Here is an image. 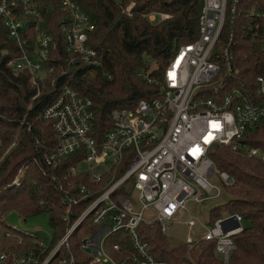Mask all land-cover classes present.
<instances>
[{
	"label": "built area",
	"instance_id": "obj_1",
	"mask_svg": "<svg viewBox=\"0 0 264 264\" xmlns=\"http://www.w3.org/2000/svg\"><path fill=\"white\" fill-rule=\"evenodd\" d=\"M114 1L123 13L132 16L133 0L126 5L124 0ZM56 2L61 10L57 25L62 29L67 50L87 64H97L96 50L89 44L88 34L94 28L89 15L75 0ZM240 2L202 0L197 38L180 44L160 75H143L146 83L156 87L157 96L140 99L132 109H113L112 128L100 142L92 136L95 111L89 97L65 85L43 109L40 117L51 121L57 140V150L47 165L54 167L62 158L79 152L82 157L77 164L104 169L95 174L88 169H70L72 174H88L91 182L102 186L99 190L81 186L79 198L66 195L64 219L73 205L95 194L42 264L48 263L61 246L68 248L69 235L88 216L98 228L83 240L82 247L91 251L95 262L167 264L148 251L149 244L140 239L138 225L143 222L153 226L158 222L167 236L172 224H196L187 202L216 198L235 182L211 159L216 146L247 157H264L258 148L242 141L246 129L264 123V76L256 77L254 91L244 92L243 85L236 84L238 69L231 62L232 37L225 43L220 39L227 21L232 23L243 13L248 23L242 26V36L259 42L264 55V0H253L242 11L238 10ZM38 3L0 0V27L4 33L0 63L14 73H40L43 61L49 57L53 37L44 26V11ZM51 8L54 6L46 7L45 12ZM141 16L152 23L170 17L155 10ZM74 63L75 59H70L69 64ZM124 159L128 161L126 169L117 175ZM214 176L218 184L211 181ZM241 222L242 216L234 213L216 219L212 226L202 225V239L214 240L215 253L225 262L235 247L234 236L243 230ZM121 229L136 251L131 261L114 260L103 245L108 235ZM196 241L189 235L185 244L191 248ZM46 248L39 241V249L44 252ZM112 249L120 251L119 244H113ZM33 262L36 259L30 252L15 264ZM63 262L72 264L73 258Z\"/></svg>",
	"mask_w": 264,
	"mask_h": 264
},
{
	"label": "trees",
	"instance_id": "obj_2",
	"mask_svg": "<svg viewBox=\"0 0 264 264\" xmlns=\"http://www.w3.org/2000/svg\"><path fill=\"white\" fill-rule=\"evenodd\" d=\"M38 1V7L44 11V26L53 37L42 71L14 73L0 63V264H15L16 258L30 252L36 259L31 264L43 260L47 250L63 237L95 194L73 205L64 219L66 195L79 198L81 186L93 190L102 186L91 182L86 173L72 174L70 169L82 157L79 152L62 158L54 167L47 165L57 150V140L51 121L40 117L43 109L65 85L89 97L95 111L92 136L100 142L112 128L113 109H132L140 99L157 96L156 87L146 83L143 75H160L177 47L197 38L202 6V0H133L132 16H127L114 0H75L94 27L88 36L97 53V64H87L67 50L62 29L57 25L61 10L56 0ZM128 2L124 0L123 4ZM50 5L54 8L46 13ZM151 10L170 17L158 23L149 22L141 14ZM247 23L243 13L237 15L232 23L227 21L220 38L225 43L232 37L231 62L238 69L236 84L243 85L244 92L254 91L256 77L264 76V55L259 42L247 41L242 36V26ZM3 37L0 27V40ZM72 58L75 63L69 64ZM42 73L44 79L39 76ZM242 141L258 148L264 156V123L246 129ZM210 157L235 182L224 188L229 194L227 202L210 210L209 226L223 212L240 214L245 222L243 231L234 236L235 247L227 262L216 255L214 240L199 239L190 249L185 243L172 247L158 222L153 226L141 222L137 228L140 239L148 242V251L156 259L167 264H264V157L243 156L222 146H216ZM127 164L124 159L117 175L124 173ZM21 169L23 173L17 179ZM42 212H48L52 230V240L44 252L39 249L37 234L22 232L4 222L8 213L28 218ZM97 228L89 216L84 218L69 235L68 248L61 246L47 264H64L70 257L72 264H101L82 247L83 240ZM115 243L120 251L112 249ZM103 245L118 262L131 261L136 256L122 229L108 235Z\"/></svg>",
	"mask_w": 264,
	"mask_h": 264
},
{
	"label": "rangeland",
	"instance_id": "obj_3",
	"mask_svg": "<svg viewBox=\"0 0 264 264\" xmlns=\"http://www.w3.org/2000/svg\"><path fill=\"white\" fill-rule=\"evenodd\" d=\"M250 2H251L250 0H241L240 4L238 6V10H241V11L244 10ZM154 23H158V22L155 21ZM151 68H154L153 63L151 64ZM39 76H41V78L44 79L45 75H43V73H42ZM86 169H88V171L90 173L95 174V173L102 172L104 168L101 166H98V167H94L91 169L88 164H84V163H79L75 166L76 171H81V170H86ZM22 173H23V170L21 169L18 172V174L16 175L17 176L16 178L18 179L19 177H21ZM211 181L218 184L216 176H214L211 179ZM133 199L136 200L135 195L133 196ZM228 199H229V194L225 191V189H222L220 196H218L216 198L204 199L200 202L188 201L186 204L187 210L189 213H191L193 216L196 217V224L192 227H189L185 223L172 224L170 231H169V234H167V236L164 235L168 238L170 245L172 247H174V246H178L182 243H185V241L189 235L194 240L202 239L203 234H204V227H202V225L203 226L209 225V221H210L209 212H210V210L216 206L224 205ZM188 212H186L184 214L185 218H186V215H188ZM223 215H227V214L225 212H223ZM4 222H6L8 225H10V226L22 231V232H26V233L30 232V233L37 234L39 236V241L43 242L46 245L49 244V242L52 240V230H51V226L49 224L48 212H42L40 214L31 216L28 218L21 217V216L17 215L16 213H8L5 215ZM241 225L242 226L245 225V222H241ZM56 244H54V246ZM53 247H50L47 250V252L49 253L53 249ZM186 247H187V245H186ZM188 249H190V248H188ZM52 257L50 258V260L52 259ZM19 258L20 257L16 258L15 261L18 262ZM15 261H14V263H16ZM37 264H42V260H40V262H38Z\"/></svg>",
	"mask_w": 264,
	"mask_h": 264
}]
</instances>
